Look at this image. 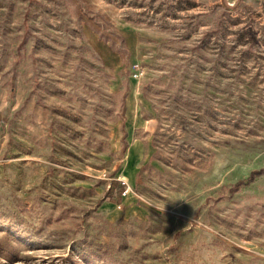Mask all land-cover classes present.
Returning a JSON list of instances; mask_svg holds the SVG:
<instances>
[{"label":"rangeland","instance_id":"374dc122","mask_svg":"<svg viewBox=\"0 0 264 264\" xmlns=\"http://www.w3.org/2000/svg\"><path fill=\"white\" fill-rule=\"evenodd\" d=\"M263 167L264 0H0V264H264Z\"/></svg>","mask_w":264,"mask_h":264},{"label":"crops","instance_id":"0c3cea01","mask_svg":"<svg viewBox=\"0 0 264 264\" xmlns=\"http://www.w3.org/2000/svg\"><path fill=\"white\" fill-rule=\"evenodd\" d=\"M232 1H235V0H232ZM137 31H136V29H135V27H131V26H123L121 29H120V34H121V36H122V45L124 46V48H127L128 50H131V49H134L135 47H136V43H137V33H136ZM113 39H117V42L119 43L120 42V38L119 37H115V36H113ZM91 41H92V46L97 50V52L100 54V56L102 57V59L104 60V40H102V39H98V38H95V37H92V39H91ZM108 55H107V59L108 60H115V61H119L120 59H121V56H120V51H111V50H109V52L107 53ZM137 90H138V88H137ZM131 91V90H130ZM130 93V92H129ZM139 100V103L141 104H143V106H145V103H143L141 100H140V98L138 99ZM142 106V105H141ZM128 108V107H127ZM145 120V118L144 117H142V122ZM142 122L141 123H138V124H135L134 125V127L136 126V125H140V124H142ZM134 127H133V129H134ZM130 131V130H129ZM133 140L134 139H139L140 141H141V143H142V149L144 148L143 147V142H142V140L140 139V138H135V137H133L132 138ZM131 142V141H130ZM130 142H129V144H128V146H127V148L129 147V145H130ZM126 151H127V149H126ZM120 178V177H119ZM126 182H128L127 180H126ZM129 183V182H128ZM127 183V184H128ZM130 187H129V184L128 185H126V189H125V191H124V193H123V195H125V193H126V191H127V189H129ZM108 203H111V204H113L112 202H107V204ZM110 208V207H109Z\"/></svg>","mask_w":264,"mask_h":264},{"label":"trees","instance_id":"16d2710c","mask_svg":"<svg viewBox=\"0 0 264 264\" xmlns=\"http://www.w3.org/2000/svg\"><path fill=\"white\" fill-rule=\"evenodd\" d=\"M261 173H264V167L261 168V169H258V170H253L250 174L249 177H247L246 179H240L238 180L236 183L232 184L229 188L231 190H236L238 189V187L242 184V183H245L249 180H252L257 174H261ZM117 182V179L114 181V183ZM120 183V187H119V191L120 193L125 189V183L122 182V181H119ZM113 186L111 185L110 188H112Z\"/></svg>","mask_w":264,"mask_h":264},{"label":"built area","instance_id":"2783aa9c","mask_svg":"<svg viewBox=\"0 0 264 264\" xmlns=\"http://www.w3.org/2000/svg\"><path fill=\"white\" fill-rule=\"evenodd\" d=\"M143 73H144V70L143 69H140V75H142Z\"/></svg>","mask_w":264,"mask_h":264}]
</instances>
